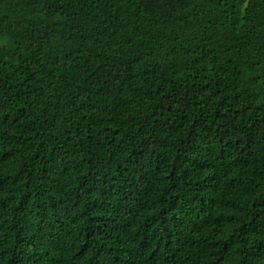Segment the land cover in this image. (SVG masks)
Wrapping results in <instances>:
<instances>
[{
    "label": "trees",
    "instance_id": "1",
    "mask_svg": "<svg viewBox=\"0 0 264 264\" xmlns=\"http://www.w3.org/2000/svg\"><path fill=\"white\" fill-rule=\"evenodd\" d=\"M0 264H264V0H0Z\"/></svg>",
    "mask_w": 264,
    "mask_h": 264
}]
</instances>
